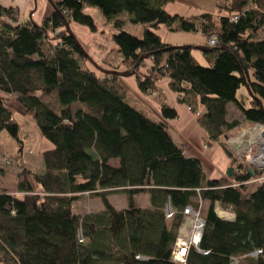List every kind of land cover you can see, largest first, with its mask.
Instances as JSON below:
<instances>
[{
	"label": "trees",
	"instance_id": "16d2710c",
	"mask_svg": "<svg viewBox=\"0 0 264 264\" xmlns=\"http://www.w3.org/2000/svg\"><path fill=\"white\" fill-rule=\"evenodd\" d=\"M173 1L58 0L39 23L0 7V132L16 126L3 103L7 96L52 145L41 155L42 171L20 168L17 194L0 190V264H172L183 211L203 202L199 249L205 254L190 249L186 263L229 264L236 257L241 264H264V170L235 166L225 146L239 125L228 119V104L246 123L264 125V0H215L214 14L193 19L167 14L164 6ZM86 7L97 9L101 22L85 14ZM128 21L142 26L141 38L123 30ZM65 23L91 35L109 34L111 48L99 67L123 72L135 66L131 76L142 94L168 80L207 140L228 156L230 175L206 179L199 160L185 156L164 122L130 105L120 77L86 66L87 56ZM160 26L215 37L210 52L199 51L206 65L194 49L163 42ZM110 55L119 61L113 64ZM242 85L256 97L249 108L236 99ZM160 114L166 121L177 118L164 102ZM84 193L97 196L103 209L73 212ZM112 193L124 194L127 207L112 206ZM138 195L148 197L149 207L134 203ZM216 206L233 219L218 218Z\"/></svg>",
	"mask_w": 264,
	"mask_h": 264
},
{
	"label": "crops",
	"instance_id": "0c3cea01",
	"mask_svg": "<svg viewBox=\"0 0 264 264\" xmlns=\"http://www.w3.org/2000/svg\"><path fill=\"white\" fill-rule=\"evenodd\" d=\"M58 1V0H52ZM0 7L16 8L22 19L31 17L35 22L39 23L46 18L52 11V6L47 0H0ZM94 9V13L100 17V13L97 9ZM217 9V2L215 0H175L164 6V10L171 16H179L185 19H193L202 14H214ZM104 22V21H103ZM83 34H86L88 30L83 27L72 26ZM157 34L160 36L163 42L168 45L180 47V46H193L200 47L206 45V37L200 32H170L164 26H160L157 29ZM197 51V50H193ZM198 56H194L196 59L204 60L202 53L197 51ZM102 55V54H101ZM107 60H110L113 64L119 61L116 56H107ZM119 84L127 95V100L137 110L143 112L150 118L156 121H162L168 128V133L174 143L181 146L184 150L186 157L195 158L201 163L204 175L208 180H216L226 175V171L230 165L228 156L223 151L222 147L217 142H209L205 133L199 127L196 118L190 113L184 104H180L177 100V95L171 92L168 88V80H160L156 86L157 91L150 94H142L136 84L135 76L119 78ZM13 100V99H12ZM164 102L169 107L173 108L177 113V118L174 120H163L160 114L161 103ZM229 105V104H228ZM16 107H19L17 104ZM228 111V106H227ZM42 153L52 149V145L49 143H43L41 141ZM29 169L26 166H23ZM31 170V169H29ZM34 171V170H31ZM42 171L41 167L38 172ZM19 172V171H18ZM11 183L14 188L17 187L16 176ZM3 187L0 189L2 190ZM9 191L8 189H5ZM120 196L121 207H117L110 199L115 198V195ZM112 193L108 195L109 203L116 209H124L127 207V203H124L126 196L122 193ZM143 199V208L149 207V199L146 195H138ZM83 199V197H82ZM101 210V206L97 205L92 209L90 206L87 210L79 215H83L88 212H98Z\"/></svg>",
	"mask_w": 264,
	"mask_h": 264
},
{
	"label": "rangeland",
	"instance_id": "374dc122",
	"mask_svg": "<svg viewBox=\"0 0 264 264\" xmlns=\"http://www.w3.org/2000/svg\"><path fill=\"white\" fill-rule=\"evenodd\" d=\"M84 13L91 15L95 19L96 23L101 22V17L94 13V9L92 7H86L84 9ZM70 29L78 39L79 44L86 52V54L99 65L98 62L104 57L106 51L111 48L110 35H91L88 32H86V34H83L76 28L73 30L72 28ZM123 30L132 36L141 38L142 26L140 24H132L128 21L126 22ZM42 48L44 51L47 50V46L45 44L42 45ZM193 55L198 56L197 51H193ZM198 61L202 65H206L205 62L203 60H200L199 58ZM86 66L92 67V65L88 61L86 62ZM236 99L244 108L250 107L251 97L249 96L245 86L242 85L239 87L236 92ZM49 101L54 103L53 99H49ZM3 103L4 105L8 106L11 112L13 113L16 126L15 130L12 133H8L6 131L0 132V189L3 187L2 190L8 189V192L17 194V187L14 188L11 183V180L12 182L14 181L15 174L23 166H26L34 171H39L41 167L42 170L43 164L41 155L43 148L41 146V141L43 143L45 142L48 144L49 142H47L40 136L35 121L29 115L26 114V112L21 106L16 107L17 103L12 100V98L4 96ZM261 104L264 107V98L261 100ZM228 119H235L239 121L238 127H236L231 132V134H229V137L238 133L241 128H246L252 125L246 123L243 120L240 111L237 110L236 106L233 103H230L228 105ZM239 132H241V130ZM229 153L231 154L230 151ZM3 157H5L9 161V164L4 165L1 163V158ZM82 197L83 199L80 198L79 200L73 203V212L77 214H82L87 210L89 206L94 209V207H96L97 205H100L101 209H103L102 202L97 196L84 195ZM121 198L118 194L115 195L114 199L111 198L110 200L117 207H121ZM142 200L143 199H141V197L136 196L134 198V203L140 207H144ZM124 203H127V201L125 200ZM206 207L207 203L203 202L200 208V214H204Z\"/></svg>",
	"mask_w": 264,
	"mask_h": 264
},
{
	"label": "built area",
	"instance_id": "2783aa9c",
	"mask_svg": "<svg viewBox=\"0 0 264 264\" xmlns=\"http://www.w3.org/2000/svg\"><path fill=\"white\" fill-rule=\"evenodd\" d=\"M236 19V18H235ZM216 45V38L209 37L206 39V46L213 47ZM241 130V132H239ZM238 133L231 135L226 139V147L231 152L232 157L235 160V166L238 163H246L259 170H264V135L251 138L248 133L253 131L264 132V125L252 124L249 127L241 128ZM231 149V150H230ZM1 163L4 165L9 164V161L3 157ZM84 195H89L84 193ZM200 207V206H199ZM201 208V207H200ZM200 208L194 210L190 207H186L183 211L184 219L180 223L178 233L175 238L172 251L170 254V260L172 264H187L186 258L190 249H194L199 253L205 254L199 249V242L202 236L204 228V220L200 214ZM215 211L224 214L225 220H232L233 216L228 211H222L217 206ZM171 210L166 208L165 216L169 218ZM260 251L256 250L249 254L250 257H254L259 254ZM137 260H144V258L137 256ZM229 264H241L240 259L236 257L230 258Z\"/></svg>",
	"mask_w": 264,
	"mask_h": 264
},
{
	"label": "water",
	"instance_id": "95a60500",
	"mask_svg": "<svg viewBox=\"0 0 264 264\" xmlns=\"http://www.w3.org/2000/svg\"><path fill=\"white\" fill-rule=\"evenodd\" d=\"M47 1L50 3V5L52 6V8H54L53 1H52V0H47ZM65 28H66L67 32H69L70 34H72L71 29H70V26H69L67 23H65ZM79 46L81 47L80 44H79ZM179 48H181V49H189V50L196 49V50L201 51V52H210V51H211V48L206 47V46L193 47V46H187V45H185V46H180ZM81 49L83 50L82 47H81ZM221 49H224V48H221ZM83 52H85V51L83 50ZM85 55L87 56V59H88L89 63H90V64H91L96 70L100 71V72L103 73V74H106V75H113V76H117V77L125 78V77H130V76L133 75L134 72H135V66H134L133 68H131L129 71H123V72L116 71V70H104V69L100 68L99 65H98L96 62H94V61H93V60H92V59L86 54V52H85ZM147 57H148V56L146 55V56H143L142 58H147ZM142 58H141V59H142ZM245 88H246L247 91H248V87H247L246 85H245ZM248 94H249V96L251 97V99H253V100L256 99V97H254L249 91H248ZM261 106H262V104H261ZM230 172H231V169H228V170L226 171V174H227V175H230ZM215 213H216V215H217L218 218H220V219H225L224 216H222L221 213H218L217 211H215Z\"/></svg>",
	"mask_w": 264,
	"mask_h": 264
},
{
	"label": "bare ground",
	"instance_id": "6f19581e",
	"mask_svg": "<svg viewBox=\"0 0 264 264\" xmlns=\"http://www.w3.org/2000/svg\"><path fill=\"white\" fill-rule=\"evenodd\" d=\"M248 134H249V136H251V138L253 139V138H256V136H258V135H261V136H259V137H263L264 132H262V131H253V132H250V133H248ZM222 216H225V215L222 214Z\"/></svg>",
	"mask_w": 264,
	"mask_h": 264
}]
</instances>
